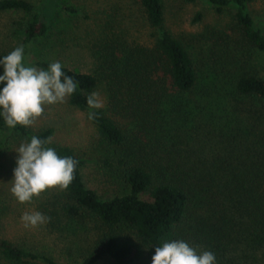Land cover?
I'll return each instance as SVG.
<instances>
[{
	"label": "trees",
	"instance_id": "16d2710c",
	"mask_svg": "<svg viewBox=\"0 0 264 264\" xmlns=\"http://www.w3.org/2000/svg\"><path fill=\"white\" fill-rule=\"evenodd\" d=\"M206 1L216 10L233 8L241 40L262 56V76L243 72L234 83L237 95L254 102L247 118L211 112L188 95L197 79L195 67L183 44L164 28L158 0H139L153 29L150 47L110 40L93 73L62 66L77 82L68 104L96 113L90 121L114 149L113 170L127 188L125 194L100 198L82 181L83 162L68 146L46 145L78 161L73 181L62 190V213L76 220L91 217L101 226L80 264L104 258L112 264H152L155 247L171 240H183L198 253L213 252L216 264H264V31L248 11L253 0ZM6 10L32 12L22 30L24 63L47 69L49 63L28 57L33 42L46 35L40 10L25 0H0V11ZM99 84L106 105L89 108L86 97ZM203 127L220 138L221 149L211 144L183 153L179 147ZM0 130L16 132L27 142L52 133L51 128H9L2 115ZM0 255L16 264H63L4 240Z\"/></svg>",
	"mask_w": 264,
	"mask_h": 264
},
{
	"label": "rangeland",
	"instance_id": "374dc122",
	"mask_svg": "<svg viewBox=\"0 0 264 264\" xmlns=\"http://www.w3.org/2000/svg\"><path fill=\"white\" fill-rule=\"evenodd\" d=\"M25 1L40 10L47 22L46 35L33 42L29 59L47 63L59 61L74 72L93 73L110 40L145 47H150L153 40V29L146 21L139 0ZM158 1L164 28L183 44L195 67L197 79L188 95L211 112L247 118L248 108L254 102L235 93V79L243 72L262 76L263 59L259 51L241 40L234 9L216 10L206 0ZM247 7L264 31V2L253 0ZM31 15L32 12L21 10L0 11V59L21 46L22 30ZM2 74L3 65H0ZM93 92L99 94L101 108H104L103 86L97 85ZM115 118L124 128L131 127L125 118ZM26 128L31 132L51 128L48 145H65L72 150L83 162L80 167L82 181L100 198L127 193L113 170L114 149L98 134L87 111L69 105L67 97L63 103L46 105L44 114ZM207 131L208 127L197 130V136L193 134V139L179 148L183 153L190 148L198 153L211 144L221 149V143L217 142L220 138L211 137ZM22 142L27 140L20 134L0 130V240L63 264H80L101 233L100 223L91 217L78 220L66 217L60 209L63 195L59 187L34 196L30 202L20 203L16 199L10 191L19 155L14 149ZM140 198L148 199V196L141 194ZM34 211L50 219L35 227H25L22 214ZM0 264L16 263L0 255ZM95 264L112 263L104 258Z\"/></svg>",
	"mask_w": 264,
	"mask_h": 264
},
{
	"label": "clouds",
	"instance_id": "9594fccd",
	"mask_svg": "<svg viewBox=\"0 0 264 264\" xmlns=\"http://www.w3.org/2000/svg\"><path fill=\"white\" fill-rule=\"evenodd\" d=\"M0 65V82L4 83L0 89V115L9 128L32 126L44 114L46 105L63 103L77 87L74 78L62 71L59 61L49 63L47 69L25 66L23 46L3 56ZM86 101L89 108L103 107L96 92L89 94ZM88 118L95 119L96 113L89 112ZM49 143L50 137L41 139L34 135L30 142H22L14 149L19 155L10 191L20 203L30 202L51 188L66 190L74 179L78 161L59 156L54 148L46 147ZM48 219L39 211L21 216L25 227L44 224ZM152 264H216V257L207 250L198 253L183 240H171L155 247Z\"/></svg>",
	"mask_w": 264,
	"mask_h": 264
}]
</instances>
